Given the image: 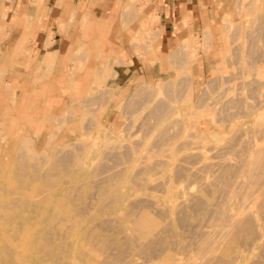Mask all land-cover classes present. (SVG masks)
<instances>
[{"label": "rangeland", "instance_id": "1", "mask_svg": "<svg viewBox=\"0 0 264 264\" xmlns=\"http://www.w3.org/2000/svg\"><path fill=\"white\" fill-rule=\"evenodd\" d=\"M126 7L128 12H119L106 30L81 29L77 38L93 46L97 40L110 41L122 67L138 57L159 73L153 87L160 92L152 101L141 106L135 90L119 98L117 127L105 124L106 107L115 95L104 91L113 87L117 74L111 72L108 83H101L95 99L72 101L70 92L61 93L70 74L80 76L91 63L96 64L95 78L104 76L96 50L68 60L59 87L48 76L49 85L28 93L17 89L7 67L0 65V92L8 96L6 105L0 101V260L39 251L58 259L44 256L33 264H70L72 253L80 264H88L86 253L111 245L102 238L93 244L94 234L139 231L135 221L143 215L159 218L161 224L152 230L160 231L178 213L158 211L191 208L193 194L215 202L222 192L229 193L222 206L226 212L209 218L229 219L240 216V210L257 209L260 195L255 193L264 190V0H239L238 9L225 14L218 34L206 33V27L201 36L183 38L185 58L175 67L169 57L180 43L169 57L158 49L160 58L151 61L159 64L145 59L153 46H160L163 17L153 1L128 0ZM202 57L206 69L195 78ZM159 98L170 106L154 108ZM215 134L222 138L218 143L211 140ZM222 162L236 168L228 174L233 180L219 179ZM195 177L218 187L201 191ZM200 218L190 214L195 226ZM105 219L110 229L102 228ZM173 228L180 243L192 241L187 227L177 223ZM222 228L208 240L212 253L231 258L232 264L264 259L260 242L245 248L224 237L229 227ZM187 257L173 251L155 264L192 263Z\"/></svg>", "mask_w": 264, "mask_h": 264}, {"label": "crops", "instance_id": "2", "mask_svg": "<svg viewBox=\"0 0 264 264\" xmlns=\"http://www.w3.org/2000/svg\"><path fill=\"white\" fill-rule=\"evenodd\" d=\"M152 1L163 17L159 22L160 46L155 45L153 39L155 46L152 47L151 57L146 56L145 59L153 63L151 59L160 58L158 49L169 57L176 44L180 43L169 57L173 67L185 58L182 52L185 45L183 38L201 36L206 27L205 32L208 34L209 30L220 33L225 14L234 12L239 7V0ZM127 2L128 0H0V65L7 67L8 75L12 77L11 82L17 89L27 90L28 93L30 90H42L37 88H43L50 82L52 86L59 87L65 63L75 59L86 49L96 50L104 76L101 79L95 78L93 68L96 64L91 63L80 76L77 73L70 74L61 93L70 92L72 101L81 96H87L89 100L95 99L98 96L96 90H100L101 83H108L111 72L113 77L117 74L113 83L111 82L113 87L104 89L106 94L115 95L106 107L105 124L114 123L117 127L119 98L135 90L141 106L152 101L160 92V87H153L155 82L160 81V77H157L159 73L152 65L140 62L138 57L133 58L126 68L122 67L123 59L116 57L117 54L113 52L116 46L110 41L97 40V44L93 46L84 41L79 42L77 38L81 29L104 31L109 28L119 12H128ZM227 28L226 23L225 30ZM75 44L78 52L73 57ZM205 60L206 57H202L201 66H197L193 72L195 78L204 74ZM48 76L49 83L45 78ZM170 83L173 81H168V86ZM151 89H154V93L148 98ZM0 101L6 105L8 96L0 92ZM160 106L169 107L170 104L162 100V105L156 103V107ZM72 107L75 111V107Z\"/></svg>", "mask_w": 264, "mask_h": 264}, {"label": "bare ground", "instance_id": "3", "mask_svg": "<svg viewBox=\"0 0 264 264\" xmlns=\"http://www.w3.org/2000/svg\"><path fill=\"white\" fill-rule=\"evenodd\" d=\"M161 100L163 99L159 98L156 103L159 102L160 105H162ZM161 107L162 106H160V108ZM154 108H156L157 110L160 109L159 107H156V104ZM152 113H154V111ZM156 114L159 115L162 113L160 111H157ZM164 138L167 137L164 136L163 139ZM221 139L222 138L217 134L213 135V137L211 138V140L216 143H218V141ZM235 169L236 168H234L232 164L222 162L218 169V171L222 175L221 177H219V179L227 181L233 180V178L228 174L231 171H235ZM181 170L184 171L183 169ZM195 179L202 181L201 177H195ZM263 179L264 177H262V179L260 180L264 181ZM198 185V188H200L201 191L203 190L207 193L214 191L218 187L215 184L203 182ZM262 185L261 187L264 188V182L262 183ZM261 187L259 186V189L262 191ZM255 194L260 195V197L256 201V210L243 209L240 210V212L242 213L240 216L232 217L229 219L223 217H208L209 214L226 212V209H223L222 206L224 205V198H227L229 195L228 192H222L220 194L221 199H218L215 202H211L203 198L202 195L200 196L198 194H193L191 208L183 207L177 209L176 211L171 209H161L160 211H158V213L160 214L167 212L178 213L177 216H172L170 221L167 220L165 224L163 223V225L161 226L162 229L160 231L152 230L155 223L157 225L159 223L161 224L159 218L143 215L135 221V225H141V227H136L139 231H127L120 235L97 232L96 234H94L96 237L95 240L90 238L94 241L93 244H96L97 241L102 238L103 240L109 241L111 245L107 244V248L101 247L95 252L92 251L86 253L89 261L88 264H155L156 260L171 255L173 251L186 253L188 255V260L192 261V263L189 262L188 264H232L233 260L231 258H228L219 253H212L213 248L207 247L210 243L208 241L210 237L212 235L215 236L218 231H222V227L224 226L229 227V231H223L224 237H228L229 239L241 243L245 248L253 247L257 242H260V254L264 256V190ZM213 203L214 207L211 208L210 205ZM191 213L201 214L202 218H200L198 226H195L191 223ZM108 219L117 220L116 218ZM108 219H105V221H103V223L101 224L102 228L105 227L106 229H110L112 224ZM177 223L189 229V231L187 232L192 236V241L190 243L184 244L179 242L181 236L180 233H178L177 231H173V227ZM204 226L207 229L203 228ZM102 239H100L99 241H103ZM78 244L79 243L77 242V246ZM61 248H63V246ZM205 249L206 253H204ZM207 249L209 250L207 251ZM138 255L142 256L144 260L139 261L137 259ZM44 256L45 253L37 251L34 254H30L29 256L24 255L15 260H11L10 262L8 261V259H1L0 264H33L34 261L40 263L44 261L45 257H48L51 260L58 259L57 254L54 255L49 252L46 253L45 257ZM69 262L70 264H80V261L74 253H72V256L69 258ZM166 264L181 263L167 262ZM251 264H264V259L256 258Z\"/></svg>", "mask_w": 264, "mask_h": 264}]
</instances>
